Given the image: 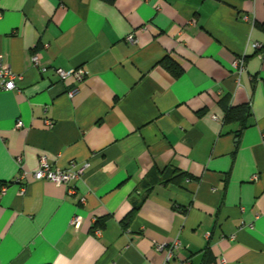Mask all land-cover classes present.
<instances>
[{"label":"crops","instance_id":"0c3cea01","mask_svg":"<svg viewBox=\"0 0 264 264\" xmlns=\"http://www.w3.org/2000/svg\"><path fill=\"white\" fill-rule=\"evenodd\" d=\"M0 54V264H264V0H0Z\"/></svg>","mask_w":264,"mask_h":264},{"label":"built area","instance_id":"2783aa9c","mask_svg":"<svg viewBox=\"0 0 264 264\" xmlns=\"http://www.w3.org/2000/svg\"><path fill=\"white\" fill-rule=\"evenodd\" d=\"M243 19L248 21L250 20L249 15L244 14ZM127 40L131 42H135L136 39L133 37L132 34L127 36ZM254 48H261L262 43H253L252 45ZM32 65L35 67H38L41 69V71H44L46 69L45 66L41 65L39 54L37 52H34L31 56ZM233 68L236 71V73H240L244 68V57H237L233 61ZM60 80L66 79L68 76H73L77 81H81L82 78L85 76L86 71L81 68H75L70 70H64L61 68L54 69L53 72ZM21 76L14 73L8 65L3 61L1 54H0V91L1 90H12L15 89L16 81L20 79ZM77 90V87L74 86L71 89L67 91V94L69 96H72ZM216 118V117H215ZM48 126H52L53 122L52 120H47ZM17 127H22L23 123L22 121L18 120L16 122ZM22 160L21 156H17L16 161L17 163H20ZM84 174V165H81L77 163L75 160H71L67 163L64 167L54 166L48 159V157L45 154H42L38 157L37 166L32 171H23L20 173V175L15 178V182L19 183L22 179L27 177L28 175H31L33 178L37 180H48L55 184H63L68 185L72 180L79 179ZM257 176H255L256 178ZM5 186H2V191H4ZM81 217L77 214H75L70 219V224L78 228L80 225ZM247 227L251 228L252 223H249ZM96 233H99V230H96ZM157 246V249H163L166 252V261L169 260L174 253L179 249L180 242L175 239L171 241L170 243H160ZM188 261L181 262V264H188Z\"/></svg>","mask_w":264,"mask_h":264},{"label":"trees","instance_id":"16d2710c","mask_svg":"<svg viewBox=\"0 0 264 264\" xmlns=\"http://www.w3.org/2000/svg\"><path fill=\"white\" fill-rule=\"evenodd\" d=\"M107 2H114L115 0H106ZM168 68L172 70L174 74H178L180 72L179 67L175 62L169 60ZM249 107L246 104L238 105V106H229L226 109L224 122H232V121H242L248 117L249 115ZM137 208H133L125 217V220L129 221L133 215L135 214Z\"/></svg>","mask_w":264,"mask_h":264}]
</instances>
